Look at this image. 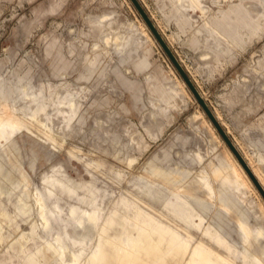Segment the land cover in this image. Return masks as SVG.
I'll use <instances>...</instances> for the list:
<instances>
[{
    "label": "rangeland",
    "instance_id": "rangeland-1",
    "mask_svg": "<svg viewBox=\"0 0 264 264\" xmlns=\"http://www.w3.org/2000/svg\"><path fill=\"white\" fill-rule=\"evenodd\" d=\"M138 1L264 174V0ZM141 19L130 0H0V264H264L259 197L215 178L224 146Z\"/></svg>",
    "mask_w": 264,
    "mask_h": 264
},
{
    "label": "bare ground",
    "instance_id": "bare-ground-1",
    "mask_svg": "<svg viewBox=\"0 0 264 264\" xmlns=\"http://www.w3.org/2000/svg\"><path fill=\"white\" fill-rule=\"evenodd\" d=\"M142 21L140 22L141 26L143 27L145 33L147 34V36L150 38V40L154 41L153 39V35L151 34L148 26L146 25V23L144 22L143 19H141ZM148 31L150 32V34L153 36H151ZM156 40V39H155ZM162 50V49H161ZM174 77L176 78V81H177V84L184 90L186 91V87L187 85L185 84L184 80L182 79V77H178L177 75L174 74ZM188 88V87H187ZM190 90V89H189ZM160 105V104H159ZM158 106V105H157ZM70 108H72V104L70 106ZM73 109V108H72ZM203 112L204 110H199V114L202 115L203 117V120L204 122L208 125L210 131L216 136V138L219 140V142H221L224 146V150H225V155H226V159L228 160V164L225 163L223 165V169L222 170H219V171H216L214 173L215 175V178H224L226 177V174H225V171H227V169H230L232 171V173L235 175L236 177V181L240 184H243L247 187H249L250 189H252L256 195L259 197V202L264 210V202L263 200L260 198V195L258 194L257 192V187H255V185L253 184L252 180L250 179V177L248 176V174L246 173V171L244 170L243 166L241 165V163L238 161V159L234 156V154L232 153V151L230 150V148L226 145V143H224V140L221 136H219L220 134L217 133L218 131L215 130V126L213 125V123L211 122V120L209 119V117H204L203 116ZM205 113V112H204ZM216 117H218L216 115ZM4 124H8V125H11L12 122H11V119L9 117H6L3 121H2ZM217 131V132H216ZM219 134V135H218ZM246 164L249 166V168L251 169L253 175H255V178L257 179V181L259 182V184L263 187L264 189V174L259 170V168L257 166H255L252 162V160L250 158H247L246 159ZM200 182L203 184V186L205 187V189L207 188V190H210L211 187L209 185V183L203 178V179H200ZM228 210V209H226ZM44 209L43 207H40L39 209V215L44 219L43 220V228H44V231L45 229L49 226V222L47 220H45L44 218ZM239 221V219H238ZM237 221V222H238ZM238 227H239V230L241 232V236H242V239L241 241L243 243H246L248 242L249 240V237H250V230L248 229V227L241 221H239L237 223ZM205 235L208 234L207 231L204 232ZM58 251H59V254L61 256V258H63V256L65 255V248L67 246H63L62 245H57L56 246ZM208 247V246H207ZM253 260L255 262L258 261V258L257 257H254Z\"/></svg>",
    "mask_w": 264,
    "mask_h": 264
},
{
    "label": "water",
    "instance_id": "water-1",
    "mask_svg": "<svg viewBox=\"0 0 264 264\" xmlns=\"http://www.w3.org/2000/svg\"><path fill=\"white\" fill-rule=\"evenodd\" d=\"M130 1L136 7V9L139 12V14L141 15L142 19L144 20V22L146 23V25L148 26L149 30L151 31V33L153 34V36L155 37V39L157 40V42L160 44V46L162 47V49L165 51L166 55L171 60L172 64L174 65V67L176 68V70L178 71V73L180 74V76L182 77V79L184 80L185 84L190 89V91L194 95V97L197 100V102L201 105L202 109L207 114V116L209 117V119L211 120V122L213 123V125L215 126V128L217 129V131L220 133L221 137L223 138V140L225 141V143L228 145V147L230 148V150L232 151V153L236 156V158L241 163V165L243 166V168L245 169V171L248 173V175L250 176L252 182L257 187L258 191L260 192L261 196L264 199V189L259 184V182L254 177V175H252V172L248 168V165L242 159L241 155L238 153V151L234 147V145L231 142V140L227 137V135L225 134V132L223 131V129L218 124L216 118L214 117V114L210 111V109L206 105V102L204 101V99L202 98V96L200 95V93L198 92V90L196 89V87L194 86V84L192 83V81L190 80V78L187 76L186 72L184 71V69L180 65V62L177 60L176 56L170 50V48L168 47V45L165 42L164 38L162 37V35L158 31V29L155 27L154 23L150 20L149 16L147 15V13L145 12V10L141 6L140 2L138 0H130Z\"/></svg>",
    "mask_w": 264,
    "mask_h": 264
},
{
    "label": "crops",
    "instance_id": "crops-1",
    "mask_svg": "<svg viewBox=\"0 0 264 264\" xmlns=\"http://www.w3.org/2000/svg\"><path fill=\"white\" fill-rule=\"evenodd\" d=\"M194 42H197V41H194Z\"/></svg>",
    "mask_w": 264,
    "mask_h": 264
}]
</instances>
